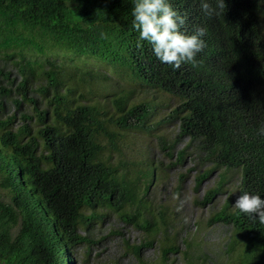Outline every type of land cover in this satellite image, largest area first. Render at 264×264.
<instances>
[{"label": "trees", "instance_id": "16d2710c", "mask_svg": "<svg viewBox=\"0 0 264 264\" xmlns=\"http://www.w3.org/2000/svg\"><path fill=\"white\" fill-rule=\"evenodd\" d=\"M169 2L186 17L182 31L206 28L195 66L174 69L156 58L152 45L133 28L134 0H0V48L12 50L7 57L18 56L14 64L23 75L15 83L0 67V81L6 80L0 83V189L9 194L7 201L0 194V264H73L72 247L89 241L79 228L98 217L93 209L98 205L119 210L120 204H136L124 218L146 232L157 226L148 216L150 208L145 214L147 205L140 207L136 179L105 154L106 146H118L122 131L155 129L159 122H149L154 106L130 104L128 94L116 93L106 95L113 113L80 102L84 94L75 84L106 80L108 74L86 66L67 68L49 58L36 63L26 58L27 45L40 53L58 47L84 61L91 58L127 71L131 82L178 97L164 119L178 120L177 137L187 136V145L197 141L212 163L196 176L194 189L212 169H223L201 205L222 192L230 169H240L238 195L247 191L264 198V0H225L224 13L211 18L201 11L200 0ZM209 2L215 7V0ZM26 70L44 81L37 90L48 98L45 108L33 98ZM8 99L17 107L32 103L34 114L21 115L16 128L15 116L3 114ZM160 141L171 154L173 144ZM187 145L177 151L175 163H183ZM154 170L152 165L143 174L153 177ZM209 221L232 225L230 249L241 246L239 264H264V223L227 201ZM151 244L148 240L133 250L138 255ZM170 251L180 250L173 243L162 245L163 261ZM185 254V264H196Z\"/></svg>", "mask_w": 264, "mask_h": 264}, {"label": "rangeland", "instance_id": "374dc122", "mask_svg": "<svg viewBox=\"0 0 264 264\" xmlns=\"http://www.w3.org/2000/svg\"><path fill=\"white\" fill-rule=\"evenodd\" d=\"M11 51L6 50L5 53V49L0 48V67L8 70L11 78L17 83L23 75L14 64L18 56H5ZM23 52L27 59L36 63L49 58L59 64H68L67 68L69 65L86 66L96 70L95 72L108 74L106 80L89 79L75 84L84 94V98L81 100L78 98L79 101L96 104L113 113L112 104L106 95L128 94L130 104L139 102L152 104L154 107L151 108L153 112L149 122L154 124L159 122L152 131L143 129L122 131L118 146L115 149L106 146L105 149L109 152L105 154L108 155L110 163L122 162L120 165L124 167L119 166V170L123 169L128 173L129 178L136 179L139 196L143 200L140 207L144 206V203L147 205L143 209L144 213L150 208L152 214L149 213L148 216L152 222H156V230L146 232L124 218L125 212L128 214L135 212L136 204H120L119 210L107 205H98L93 208L98 217L88 226L79 228L82 234L88 236L89 241L72 247L73 264H140L139 259L146 264H185L186 252L196 264H239L241 246L230 249V238L232 235L235 237L232 225L209 220L224 202H230L231 207H234L238 195L240 169L225 171L226 180L222 192L211 202L200 204L205 192L216 185L223 169H212L209 176L201 181L196 190L194 189L196 176L206 169H211L212 163L203 158V152L198 148L197 141L187 145L188 137H177L179 130L177 120L164 119L179 103L177 97L164 92H155L140 83L131 82L125 70H113L110 65L93 61L91 58L84 61L82 57L63 52L58 47L40 53L27 45L23 47ZM25 74L31 77L27 70ZM5 81L2 80L0 83L4 84ZM30 84L36 103L45 108L48 98L45 100L37 90L38 86L44 84L38 72H34ZM31 104L23 101L17 107L16 103L9 99L3 102V114L15 116L13 128L22 123L21 115L34 114ZM28 124L34 129L33 122L29 121ZM160 138L164 139L165 145L173 144L171 154L162 149L163 142ZM104 142L108 143L105 138ZM186 145L183 163H175L177 151ZM152 165L155 168L154 176L144 175L143 173ZM146 184H149L147 191L144 190ZM0 194L3 200H9L8 191L0 189ZM89 212L90 209H85V213ZM159 212H162V216H159ZM148 240H152V244L141 247L136 255L133 247ZM166 243H173L180 251H170L163 261L161 247Z\"/></svg>", "mask_w": 264, "mask_h": 264}, {"label": "clouds", "instance_id": "9594fccd", "mask_svg": "<svg viewBox=\"0 0 264 264\" xmlns=\"http://www.w3.org/2000/svg\"><path fill=\"white\" fill-rule=\"evenodd\" d=\"M200 8L211 18L223 14L226 3L215 0L214 7L209 0H200ZM132 16L133 28L141 40L152 45V51L161 63L172 65L174 69L186 63L196 65V55L205 47L202 37L206 35V28L196 27L191 34L182 31L186 17L173 8L169 0H134ZM261 133L264 134V128ZM234 207L264 223V198L259 194L243 191L236 196Z\"/></svg>", "mask_w": 264, "mask_h": 264}]
</instances>
